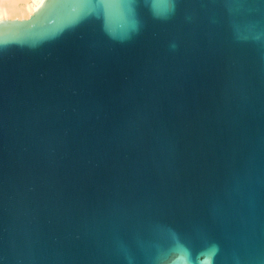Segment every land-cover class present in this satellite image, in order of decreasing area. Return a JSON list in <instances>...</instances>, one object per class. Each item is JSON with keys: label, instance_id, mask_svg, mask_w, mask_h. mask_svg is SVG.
<instances>
[{"label": "water", "instance_id": "1", "mask_svg": "<svg viewBox=\"0 0 264 264\" xmlns=\"http://www.w3.org/2000/svg\"><path fill=\"white\" fill-rule=\"evenodd\" d=\"M0 264H264V0L1 19Z\"/></svg>", "mask_w": 264, "mask_h": 264}, {"label": "bare ground", "instance_id": "2", "mask_svg": "<svg viewBox=\"0 0 264 264\" xmlns=\"http://www.w3.org/2000/svg\"><path fill=\"white\" fill-rule=\"evenodd\" d=\"M41 2L42 0H0V20L8 16L28 17Z\"/></svg>", "mask_w": 264, "mask_h": 264}, {"label": "rangeland", "instance_id": "3", "mask_svg": "<svg viewBox=\"0 0 264 264\" xmlns=\"http://www.w3.org/2000/svg\"><path fill=\"white\" fill-rule=\"evenodd\" d=\"M9 19L12 18H18V19H22V18H27L26 16H8Z\"/></svg>", "mask_w": 264, "mask_h": 264}]
</instances>
